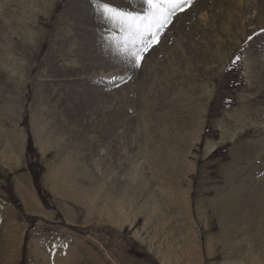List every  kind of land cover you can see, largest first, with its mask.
I'll list each match as a JSON object with an SVG mask.
<instances>
[{
	"label": "rangeland",
	"instance_id": "obj_1",
	"mask_svg": "<svg viewBox=\"0 0 264 264\" xmlns=\"http://www.w3.org/2000/svg\"><path fill=\"white\" fill-rule=\"evenodd\" d=\"M261 29L264 0H196L112 87L88 0H0V264H264Z\"/></svg>",
	"mask_w": 264,
	"mask_h": 264
},
{
	"label": "snow or ice",
	"instance_id": "obj_2",
	"mask_svg": "<svg viewBox=\"0 0 264 264\" xmlns=\"http://www.w3.org/2000/svg\"><path fill=\"white\" fill-rule=\"evenodd\" d=\"M88 3L99 22L119 29V36L110 33L102 37L111 44L124 65L123 71H116L119 65H113V73L102 79L112 87H118L131 79L126 75L127 70L142 66L147 53L160 43L177 15L189 10L196 0H142V11L113 6L106 0H88ZM253 38L250 35L247 39L251 41ZM241 60L242 56L236 55L231 63L236 65Z\"/></svg>",
	"mask_w": 264,
	"mask_h": 264
},
{
	"label": "crops",
	"instance_id": "obj_3",
	"mask_svg": "<svg viewBox=\"0 0 264 264\" xmlns=\"http://www.w3.org/2000/svg\"><path fill=\"white\" fill-rule=\"evenodd\" d=\"M33 192V191H32ZM31 192V193H32ZM23 195V194H22ZM21 195V197H22ZM33 197H36L34 195V193H32V196L30 197L31 199H33ZM27 201V199L25 200ZM35 206L39 209H41V204L39 202V200L36 198L35 200ZM15 208L14 206H12L9 203H6L4 200L0 199V228L2 227V225L4 223H6L7 225H10V221L8 220L9 217H12V215H15ZM16 217V216H15ZM11 234V233H10ZM24 238V231L22 232L21 236H20V240L18 241L17 244V249H18V254L17 257L20 256V253L22 251V246H23V241L22 239ZM28 252H29V244H28ZM16 256V255H15Z\"/></svg>",
	"mask_w": 264,
	"mask_h": 264
},
{
	"label": "trees",
	"instance_id": "obj_4",
	"mask_svg": "<svg viewBox=\"0 0 264 264\" xmlns=\"http://www.w3.org/2000/svg\"><path fill=\"white\" fill-rule=\"evenodd\" d=\"M34 151V146H33V142H32V138L31 136L29 137V141H28V152L31 153ZM33 176H34V180H35V184H36V188L38 190V193L43 201V203L45 205H47V198L46 195L41 187L40 181H39V176L38 174H36L35 172H32ZM10 201L12 202V204H14L17 208H19L20 210L22 209L21 207V203L20 201L16 198V197H10ZM27 237L25 239V244H27ZM22 264H26V263H22Z\"/></svg>",
	"mask_w": 264,
	"mask_h": 264
}]
</instances>
